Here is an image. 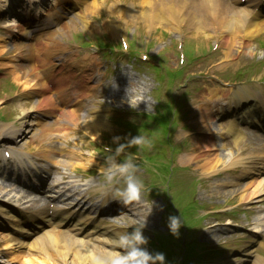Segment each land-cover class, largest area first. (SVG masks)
<instances>
[{
  "label": "bare ground",
  "instance_id": "6f19581e",
  "mask_svg": "<svg viewBox=\"0 0 264 264\" xmlns=\"http://www.w3.org/2000/svg\"><path fill=\"white\" fill-rule=\"evenodd\" d=\"M117 1L118 3L115 5V7H111L112 10L109 12L113 13L115 11H118L119 13L118 16L120 17V20L118 22L122 25L123 20H127L126 17H128L131 14L130 13L131 10L127 8V9H122L121 11L120 8L124 6L119 2V0ZM197 1L199 2L201 12L196 9L195 4L191 0H183L181 2H169V3L167 0H143L141 2L142 6L140 5V7L143 6L158 7L160 5L159 8H161L166 13V15H168V17L174 20V25H173L174 31L177 32L180 31V35H184L186 32H190V29L195 28L198 31V35L199 34L205 35L202 37H206L208 39L211 38V36L209 35L206 36L207 34L203 32H207L213 35L214 37L218 36V39L221 40V42L223 41L226 44L229 43V49L227 50V53L229 54L234 53L235 51L236 53H238V49H232L235 45H240L241 47L244 45L243 47L245 46L249 47L250 46L249 42L254 38L255 33H258L260 30L264 29V21H261L264 20V18L251 21L249 18H247L246 11L240 9H234L229 5L221 4L219 0H197ZM91 4L96 6L97 0H94L93 2H91ZM179 8H186L189 11V16L178 18L177 17L178 14L176 11L179 10ZM160 13L153 14L150 11H145L141 9L140 12L134 13V15L132 14L133 16L131 18L134 19L136 25L140 23L144 24V26L149 25V30H151L152 26L154 25V22L159 21L161 19H165L162 18V15ZM91 15H93V12L91 13ZM82 20L83 22H85L86 26H91V28L96 27L94 23L86 22L84 18L79 19V21ZM257 21H261V22L256 23ZM116 30H117L116 28L115 29L113 28L114 33H116ZM232 39H234V41H232ZM236 39H241L244 44L236 43L235 42ZM46 46L47 44H45V47ZM29 49L30 48L27 47V50ZM55 52L56 51L51 50L50 54H54ZM240 55L241 54L235 55L233 59H235ZM42 86H43L42 88H37L32 92H34L36 95L42 94L44 91H46L45 85L43 84ZM252 94L253 93H251L249 90H246L243 95L249 96ZM38 106L49 107L51 115L59 112V108L57 104L49 96L43 97V99L37 103V107ZM33 112L34 109L25 113L24 115L26 116ZM66 115L71 126L78 124L79 120H77L76 118V112H67ZM210 120L213 119L207 116L206 121H210ZM231 128L233 129V127ZM51 129H58L60 133L62 132V129L60 127L54 126L52 124H43L41 133L44 134ZM90 130L96 132L98 131L96 127H93V129L90 128ZM29 133L30 132H23L21 137L26 136L27 138ZM202 161H204V163H202L203 169L208 170L210 167H212L211 163L207 162L205 158H203ZM70 165L74 166L75 164H70ZM83 166L86 167V164L84 163ZM5 172L9 174V172L7 171ZM245 191L248 190L245 189ZM136 204H138V202H136ZM125 211H129L127 207ZM124 217H126V215H124ZM95 242L96 241L93 240L91 244H85L65 236V239L63 240L65 250L64 252H62L63 253L62 260L68 258V255L72 254L71 252H69L71 248L77 247L79 245L86 247H88L89 245L94 246ZM104 251H106L107 255L109 256L112 255L110 251L107 250ZM99 256L100 253L98 252H92V253L87 252L85 254L78 253V257L80 259L84 258L83 260L86 261H95Z\"/></svg>",
  "mask_w": 264,
  "mask_h": 264
},
{
  "label": "clouds",
  "instance_id": "9594fccd",
  "mask_svg": "<svg viewBox=\"0 0 264 264\" xmlns=\"http://www.w3.org/2000/svg\"><path fill=\"white\" fill-rule=\"evenodd\" d=\"M120 140V137L114 138L117 144L114 150L111 147L105 148L108 154L104 158V185L111 188L114 199L125 204L140 202L143 199L145 185L138 174L140 165L136 160V152L150 150L153 143L151 138L141 134L123 143ZM132 148H136L137 151L131 152ZM183 223L181 216L168 218V227L174 236L179 235ZM145 226L146 219L143 224L134 226L132 231L120 233L116 239L118 251L115 255L104 258L101 264H166L162 252L153 253L146 247L149 241L143 233Z\"/></svg>",
  "mask_w": 264,
  "mask_h": 264
},
{
  "label": "rangeland",
  "instance_id": "374dc122",
  "mask_svg": "<svg viewBox=\"0 0 264 264\" xmlns=\"http://www.w3.org/2000/svg\"><path fill=\"white\" fill-rule=\"evenodd\" d=\"M110 1V0H108ZM142 0H122V3H124L125 5L129 6L130 8H134V4L135 5H138L141 3ZM137 9V8H136ZM134 13V11H133ZM102 20H106V17L105 15L103 14V17L101 18V21ZM140 25V24H139ZM101 26V25H100ZM125 28L129 31V34H132L134 32V28L133 26L130 24L128 26H125ZM102 33H106L104 31L103 28H100ZM140 30L138 31V33L140 32V35H143L144 34V30L142 29V25H140ZM193 35V34H192ZM162 37L163 39H168V38H171L170 42L173 43V45H176L177 43V40L176 39H173L171 35H169L167 32H163L162 33ZM194 38L191 40L188 39V41L186 42V44H190L192 49L193 50H200L202 51L203 49H207V48H210L211 45H212V42L213 40H204L203 37L201 38H198L196 37V35L193 36ZM133 40L135 38H138L137 34H134L133 35ZM185 44V45H186ZM250 58H255V60H264V52H262L260 55H258V53H254V52H251L250 55H249ZM261 74H264V68L260 71ZM148 91L151 92L152 91V87H148ZM152 95H156V92H153ZM121 112L123 113L124 117H126L127 119L129 120H134L136 119L137 117L135 116H131L126 109H122ZM137 119H141V118H137ZM111 133H113L116 137H123V136H130V134L126 131V128H125V134H124V124H121L119 123L118 125H114V128L113 130H111ZM158 136V134H153L151 135L152 139H155L156 137ZM102 138L103 140H105V142H108L110 141V136L109 134L103 132L102 133ZM210 204V206H213V205H216L218 202L216 199H213L211 197L207 198V200Z\"/></svg>",
  "mask_w": 264,
  "mask_h": 264
}]
</instances>
